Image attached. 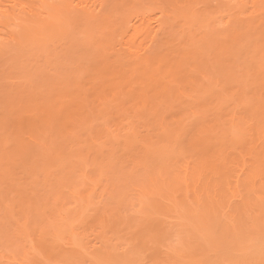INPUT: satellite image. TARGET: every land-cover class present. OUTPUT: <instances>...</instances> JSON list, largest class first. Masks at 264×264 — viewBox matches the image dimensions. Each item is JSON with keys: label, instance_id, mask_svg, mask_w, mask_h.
I'll return each mask as SVG.
<instances>
[{"label": "rangeland", "instance_id": "rangeland-1", "mask_svg": "<svg viewBox=\"0 0 264 264\" xmlns=\"http://www.w3.org/2000/svg\"><path fill=\"white\" fill-rule=\"evenodd\" d=\"M50 1L57 9L76 5ZM92 1L102 2L98 13L75 12L96 23H76L67 8L70 26L63 36L39 46L7 42L0 47V264L29 258L37 217L52 225L42 248L43 258L53 264L140 259L134 252L146 222L187 241L183 259L234 258L229 248L210 247L205 239L227 235L245 259L260 264L264 212L254 219L246 217L249 211L243 220L216 212L202 223L198 207L187 206L198 197L192 193L186 200L182 182L186 174L190 181L199 177L215 158L219 168L237 161L242 148L250 147L251 134L259 137L264 11L256 14L252 5L235 6L231 0ZM131 28L139 33L130 39ZM82 32H94L97 42L82 39ZM156 32L151 62L140 63L144 59L139 62L128 47L148 45L147 36ZM151 76L159 83L166 79L164 87L153 80L150 85ZM203 130L209 132L203 144L185 151L192 133ZM259 130L264 134V121ZM246 152L244 157L258 165ZM261 190L252 194L260 197ZM176 195L188 204L177 207ZM151 255L158 264L177 259L166 246Z\"/></svg>", "mask_w": 264, "mask_h": 264}, {"label": "bare ground", "instance_id": "bare-ground-1", "mask_svg": "<svg viewBox=\"0 0 264 264\" xmlns=\"http://www.w3.org/2000/svg\"><path fill=\"white\" fill-rule=\"evenodd\" d=\"M53 1V0H52ZM56 1V0H55ZM62 3H64V1H68V0H61ZM95 1V0H94ZM233 1V3H235V6H243L246 7L245 5H252V9H255V11L257 12V9H259L260 13L262 11H264V0H231V2ZM76 5H89L90 10H92V12L95 13V11H100L103 7H102V2L99 3L98 6L96 5V1L93 2L92 0H70V4L71 3H75ZM49 3H51L50 0H0V47L3 43H20V44H26V45H31V44H36V46L40 45V44H45L46 41H50L51 38L55 39L57 35L61 34L63 36V34L68 32V26L69 25V21L68 17H66V14L68 9L65 8L64 9H57L52 7V5L50 6ZM53 6H54V2ZM51 3V4H52ZM66 3V2H65ZM246 3H251V4H246ZM61 4V3H60ZM101 4V5H100ZM64 5V4H63ZM234 5V4H233ZM104 6V5H103ZM94 7V8H93ZM93 8V9H92ZM239 8V7H238ZM242 8V7H240ZM57 9V10H56ZM67 9V10H66ZM82 8H79V10ZM100 9V10H99ZM70 10V9H69ZM77 10V9H76ZM84 10V9H82ZM81 10V11H82ZM253 11V10H252ZM65 12V13H64ZM91 12V13H92ZM252 13V12H251ZM258 14V12L256 13ZM262 14H264L262 12ZM94 16V15H93ZM162 20V19H161ZM165 20V19H164ZM143 21V20H142ZM129 27V26H128ZM262 28V27H261ZM159 29V28H158ZM260 30V29H259ZM262 30V29H261ZM160 31V30H159ZM250 31V30H249ZM131 33L130 35V39L133 38L134 36H137V34L139 33L138 28H131V31H129ZM261 32V31H260ZM157 33L155 34L152 33L149 34L147 37L149 38L150 36V40H149V44L142 47L139 45H133L131 47H128V49L133 52L134 54H138L139 59L138 61L140 62V60H143L140 63L143 62H151L150 60V56L149 52L152 48L153 42L155 40V38L157 37ZM148 34V33H147ZM257 35V34H256ZM263 35V34H261ZM264 38V36H263ZM57 39V38H56ZM203 39V37H202ZM251 39V38H250ZM208 41V39H207ZM48 43V42H47ZM257 45V44H256ZM196 48V47H195ZM256 51V49H255ZM144 56V57H143ZM152 56V55H151ZM154 59V58H153ZM184 60V59H183ZM180 62V60H179ZM138 66V62H136ZM135 63V64H136ZM133 64V63H132ZM226 64V63H225ZM102 65V64H101ZM181 66V64H179ZM134 66V65H133ZM141 66V65H140ZM148 67V65H146ZM106 67V66H105ZM104 67V68H105ZM116 67V66H115ZM175 67V66H173ZM109 68V67H108ZM107 68V70H108ZM106 69V68H105ZM115 69V68H114ZM113 69V71H114ZM148 69V68H147ZM174 69V68H173ZM172 67L171 70H169L170 72H177V71H173ZM103 70V69H102ZM110 70V68H109ZM108 70V71H109ZM143 69H141L142 72ZM105 71V70H104ZM124 71V70H123ZM127 71V70H126ZM149 71V70H148ZM168 71V70H167ZM100 72V71H99ZM107 72V71H105ZM117 72V71H116ZM121 72V71H120ZM119 72V73H120ZM170 72H166V74H169ZM179 72V70H178ZM112 73V71H109V74ZM145 73V72H144ZM143 73V74H144ZM172 73V74H175ZM108 74V75H109ZM113 74H118L114 73ZM130 74V73H129ZM165 74V73H164ZM165 74V76H166ZM122 75V74H121ZM145 75V74H144ZM171 75V73H170ZM126 76V75H125ZM139 76V75H138ZM142 76V75H141ZM140 76V77H141ZM148 76V75H147ZM154 76V75H152ZM150 77V85L151 84H155L157 81H154L153 77ZM124 77V76H123ZM146 77V76H145ZM149 77V76H148ZM173 76H170V78ZM114 78V77H113ZM142 78V77H141ZM166 78V77H164ZM183 78V77H182ZM147 79V78H146ZM155 82H153V81ZM163 80V79H161ZM160 80V81H161ZM166 80V79H164ZM163 80V81H164ZM147 81V80H144ZM149 81V80H148ZM152 81V83H151ZM163 81H161V83H163ZM264 81V80H263ZM110 82V81H109ZM166 81H164L165 84ZM148 83V82H147ZM159 83V81L157 82L156 86L160 84V86L163 84ZM193 83V82H191ZM261 83V82H260ZM146 84V83H145ZM149 84V83H148ZM190 84V83H189ZM194 85V84H193ZM258 85V84H257ZM263 85V82H262ZM161 86V87H162ZM166 86V85H165ZM164 87V86H163ZM167 87V86H166ZM159 88V87H158ZM165 89V88H164ZM257 89V88H256ZM100 90V89H99ZM153 90V89H152ZM260 90V89H259ZM262 90V89H261ZM151 91V90H150ZM157 91L160 90H156V93H158ZM124 93V92H123ZM164 97V96H163ZM162 98V96H161ZM96 101V100H95ZM153 101V100H152ZM161 102V101H160ZM260 103V102H259ZM148 105V104H147ZM157 105V104H156ZM136 106V105H135ZM134 108V107H133ZM140 108V107H139ZM158 108V107H157ZM150 111V110H149ZM142 115V114H141ZM262 116V117H261ZM259 117V120L257 121V126H259L261 128L263 121H264V115L262 114ZM235 117V115L233 116V118ZM236 118V117H235ZM234 118V124L236 123V119ZM44 121V120H43ZM160 122V121H159ZM239 123V122H238ZM237 124V123H236ZM233 125V124H232ZM256 125V124H255ZM62 126H65L64 124ZM244 126V125H243ZM235 126H232V128ZM259 128V129H260ZM251 129V128H250ZM257 129L256 131H259L257 133V135L259 137L256 136V133L251 134V139H250V147L246 146L245 150L249 151V155H253L252 157L255 159L253 161L258 162V165H253L251 162L248 161V159L244 156H246L248 153H245L244 148H242L241 152L238 153V155L240 157H238V160H227L228 162H226V164H223V168H219L218 166H216L215 162L217 161V164L219 162L218 159L215 158V160H211L210 164H207L204 168V170H202V172L200 173L199 177L197 178H192L193 180L190 181V175L186 174L187 176H185V178L183 179L184 185L186 184L187 186V193L185 194V198L186 200L191 199V195L193 193V197H198L197 201L191 202V204L187 205L188 207H192L195 208L193 211L197 210L196 208L198 207L197 212L201 214V216L199 215V217L203 218V221H201L202 223H204V219L208 218L210 219V215H217L224 219L225 217L228 216H235V219L238 218V220L242 219L244 216L247 215V213L250 211L252 212V214L247 215V218H254L260 213V212H264L262 211L261 207V203H260V197H257L256 193H258V191L260 189H262V187H264V181L260 180V176H261V162L264 161V152L259 151V149L263 147L264 145V134L262 132ZM234 130V129H233ZM236 130V128H235ZM234 130V131H235ZM253 131V130H252ZM254 131V132H256ZM179 132V131H178ZM233 131H231L232 133ZM235 133V132H234ZM176 135V134H175ZM234 137V136H233ZM174 138V137H173ZM259 138V139H256ZM258 143V144H257ZM203 144V143H202ZM231 145H233L231 143ZM247 145V144H246ZM227 146V145H226ZM132 147V146H131ZM167 147V146H166ZM240 148V147H239ZM168 150V149H166ZM166 150L163 149V151H160L162 153V155L164 154V151L166 152ZM264 150V149H263ZM244 151V153H243ZM159 152V153H160ZM251 152V154H250ZM232 153V152H231ZM237 154V153H236ZM161 155V156H162ZM218 155V154H217ZM228 155V154H227ZM229 156H231L229 154ZM227 156V158L229 157ZM217 157V156H216ZM226 157V156H225ZM240 158V161H239ZM242 158V159H241ZM226 159V158H225ZM229 159V158H228ZM252 160V159H250ZM221 162V161H220ZM222 163V162H221ZM221 165V164H220ZM225 165H231L230 167H226ZM166 166V165H165ZM222 166V165H221ZM154 167V166H153ZM203 167V166H202ZM161 168V167H160ZM198 169V168H197ZM200 170V169H199ZM167 172V171H166ZM236 172V173H233ZM165 173V172H164ZM190 173V172H189ZM234 175V179L232 178V174ZM156 175V174H155ZM162 175V174H161ZM189 176V177H188ZM164 177V176H163ZM195 177V176H194ZM243 177V179H242ZM159 178V176H158ZM232 178V179H231ZM153 179V178H152ZM161 179V178H160ZM165 179V178H164ZM163 180V179H162ZM178 180V178H177ZM176 180V181H177ZM231 180H234L233 182H231ZM157 181V180H155ZM154 181V183H155ZM245 181V182H244ZM162 182V181H161ZM240 183L241 188H237V183ZM243 182H244V186H246L245 188H243ZM153 183V182H152ZM153 183V184H154ZM163 183V182H162ZM165 183V182H164ZM174 183V182H173ZM175 184H178V182H176ZM155 185V184H154ZM161 185V184H160ZM167 186V185H166ZM171 186V185H168ZM174 186V184L172 185ZM186 186L184 189H186ZM228 186H231L232 191L235 193V197L233 199H231L230 201H223L217 194L219 191H221L222 189L227 188ZM158 188V187H157ZM242 189V191H241ZM155 190L152 189V191ZM176 192H179L181 190H175ZM174 192V191H173ZM254 193V194H252ZM259 194V193H258ZM171 195V194H169ZM168 195V197H170ZM162 196V195H161ZM177 197L174 199L175 201V205L177 207H180V205L178 206V202L181 205H185L187 203V201L181 200L182 197L178 198V195H176ZM182 196V195H180ZM241 196H243V198H241ZM165 197V196H164ZM173 197V196H172ZM175 197V196H174ZM206 197V198H205ZM162 198V197H161ZM171 198V197H170ZM163 199V198H162ZM168 199V198H167ZM180 199V200H178ZM184 199V198H183ZM259 199V200H258ZM161 200V199H160ZM166 200V199H165ZM169 200V199H168ZM166 202V201H165ZM182 202V203H181ZM186 202V203H185ZM168 203V202H167ZM173 204V203H172ZM188 204V203H187ZM191 205V206H190ZM163 206V205H162ZM173 207V206H172ZM176 207V208H177ZM182 208H184L182 206ZM181 208V209H182ZM222 209V210H220ZM180 210V209H179ZM183 210V209H182ZM185 211V210H184ZM183 211V212H184ZM192 210H190L189 213H191ZM192 211V213H193ZM217 212V213H216ZM224 212V213H223ZM177 213V212H176ZM175 213V214H176ZM220 213V214H219ZM225 216H223V214ZM174 214V215H175ZM180 214V213H178ZM232 214V215H231ZM181 215V214H180ZM183 215V214H182ZM191 215V214H189ZM221 215V216H220ZM244 215V216H243ZM194 216V215H193ZM197 216V215H196ZM209 216V217H208ZM212 216V217H213ZM253 216V217H252ZM185 217V216H184ZM216 217V216H215ZM245 217V219H246ZM195 218V216H194ZM229 218V217H228ZM259 218V217H258ZM257 218V219H258ZM192 219V217H191ZM198 219V218H196ZM195 219V220H196ZM227 219V218H226ZM233 219V218H231ZM234 219V220H235ZM200 220V219H199ZM217 220V219H216ZM221 221H224V223H226V220H222L220 218ZM233 220V222H234ZM243 220V219H242ZM247 220V219H246ZM208 222V220H205ZM232 221L229 223H233ZM223 223V222H222ZM228 223V222H227ZM226 223V224H227ZM67 224V223H66ZM234 226V225H233ZM142 227V226H141ZM140 227V228H141ZM235 227V226H234ZM137 228V227H136ZM72 229V228H71ZM221 229V228H220ZM139 230V229H138ZM142 230V229H141ZM140 230V231H141ZM72 231V230H71ZM230 231V230H229ZM138 232V231H136ZM221 232V231H220ZM232 233V232H231ZM219 234V233H218ZM58 235V234H57ZM217 235V234H216ZM233 235V234H232ZM221 236V235H220ZM136 237V236H135ZM117 238V237H116ZM111 240V239H110ZM109 240V241H110ZM108 241V240H107ZM78 246V245H77ZM197 246V245H196ZM111 247V245H110ZM133 251H135L133 249ZM134 254H136V252H134ZM249 254V253H248ZM247 254V255H248ZM246 255V256H247ZM255 255V254H254ZM134 256V255H133ZM254 257V256H253ZM252 257V258H253ZM178 258V257H177ZM245 258V256H244ZM138 257H128L125 260H123L121 262V264H128L129 261H134V260H138ZM112 261V260H111ZM252 261V260H250ZM110 262V261H109ZM117 262V263H116ZM119 261H112L110 262V264H119ZM254 262V260H253Z\"/></svg>", "mask_w": 264, "mask_h": 264}, {"label": "snow or ice", "instance_id": "snow-or-ice-1", "mask_svg": "<svg viewBox=\"0 0 264 264\" xmlns=\"http://www.w3.org/2000/svg\"><path fill=\"white\" fill-rule=\"evenodd\" d=\"M60 9L71 8L73 10L72 16L76 23L84 24H93L96 23V19L91 15H84L83 13H76V8H82L87 10L89 5H56ZM80 37L84 40L89 41L90 43L97 42L96 34L89 32H82ZM264 64V60H262ZM262 77H264V70H262ZM227 90V89H226ZM209 135V132L206 130L201 131L200 133H192V142L191 144H185V151H188L194 147L199 146L203 140ZM243 179V177H242ZM260 180L264 181V161L261 162V176ZM237 188H241L240 183H237ZM242 191V189H241ZM223 201H230L235 197V193L232 191L231 186H228L225 189H222L217 194ZM243 198V196H241ZM260 203L262 208H264V187H262L260 193ZM143 207V205H142ZM52 229V225L44 222L39 217L36 218L34 224V235H30L32 244L29 250V258L21 262V264H53L52 261H46L43 258V248L42 245L45 239L48 237ZM243 230V229H242ZM208 245L212 246H224L229 248L234 255L232 259H226L223 261H191L183 259L188 250V242L185 241L181 236H171L168 234H163L156 231L151 227L150 223H145L141 232L138 234L136 241V254L141 258L134 261H129L128 264H158L157 261L152 259L151 253L160 246H166V251L171 252L174 256L178 257L177 259L165 262V264H254L253 261L244 258V253L239 249L235 248L232 238L230 236H208L205 238ZM261 247L264 249V217H262L261 222ZM87 256V253H84ZM56 264H110L109 261L103 258H91V259H75L71 261H58ZM264 264V260L260 262Z\"/></svg>", "mask_w": 264, "mask_h": 264}]
</instances>
